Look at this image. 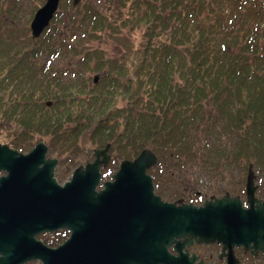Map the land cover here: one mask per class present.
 Here are the masks:
<instances>
[{"label": "trees", "instance_id": "obj_1", "mask_svg": "<svg viewBox=\"0 0 264 264\" xmlns=\"http://www.w3.org/2000/svg\"><path fill=\"white\" fill-rule=\"evenodd\" d=\"M92 1L60 0L35 44L0 47V125L24 133L10 146L39 136L52 153L76 154L90 140L122 157L148 148L192 163L216 128L233 133L235 147L214 145L207 161L264 162V0ZM79 32L81 44L118 37L114 57L88 46L80 58L102 70V83L87 89L76 70L37 72L28 62L75 50Z\"/></svg>", "mask_w": 264, "mask_h": 264}, {"label": "water", "instance_id": "obj_2", "mask_svg": "<svg viewBox=\"0 0 264 264\" xmlns=\"http://www.w3.org/2000/svg\"><path fill=\"white\" fill-rule=\"evenodd\" d=\"M58 1L45 0L35 11L33 38L48 25ZM106 150H96L94 161L77 167L60 185L52 177L56 159H44L43 142L27 154L0 143V169L7 172L0 176V264L32 259L41 264H192L181 245L174 246L177 255L167 251L174 237H206L214 219L246 222L245 214H210L209 202L202 207L162 202L145 172L155 162L147 149L133 160H122L113 180L96 190ZM99 155L104 157L99 160ZM256 221L262 228L264 218ZM56 227L70 229L57 247L35 238L37 232Z\"/></svg>", "mask_w": 264, "mask_h": 264}, {"label": "flooded vegetation", "instance_id": "obj_3", "mask_svg": "<svg viewBox=\"0 0 264 264\" xmlns=\"http://www.w3.org/2000/svg\"><path fill=\"white\" fill-rule=\"evenodd\" d=\"M108 155L105 168L115 163V155ZM93 158L94 156L90 159ZM116 161L118 166L120 159ZM174 164L178 167L181 163ZM70 166L62 167L57 158L54 175L58 182L66 181L61 178V173L67 172ZM169 166L170 164L164 163L161 175L157 173L153 177V192L161 201L174 206L190 203L195 207H202L209 202L210 214H245L246 222L241 220L222 223L214 219L210 235L174 237L166 245L167 251L177 255L178 251L174 246L181 245V251L193 258L192 264H264V224L261 228L256 221V218H264V162H219L204 165L203 176L209 182L202 185L197 181L188 187L182 181L180 183V180L173 184L171 177L174 169ZM4 173L5 171H0V175ZM150 173L153 175L155 170L151 168ZM69 234L68 227H56L37 232L35 238L47 247L55 248ZM34 262L37 260L23 264Z\"/></svg>", "mask_w": 264, "mask_h": 264}, {"label": "rangeland", "instance_id": "obj_4", "mask_svg": "<svg viewBox=\"0 0 264 264\" xmlns=\"http://www.w3.org/2000/svg\"><path fill=\"white\" fill-rule=\"evenodd\" d=\"M78 2L79 3L77 4L80 5L79 7H82L81 4L84 3V0H80ZM37 4H39L38 0H0V20L5 22L4 24L0 21V47L7 46V45H11L14 47L30 46L32 44V41H34V44H35L37 38L36 39L32 38L31 30L29 28H30V20L32 18L33 11L37 8L34 6ZM16 5L19 6L18 10H14L9 13L13 17L6 15L10 7H15ZM101 6L102 5H99V7ZM32 8H33V11H32ZM62 15H64V13H62ZM49 28H51V26ZM60 32L61 34H64V31L60 30ZM53 33H55V31ZM42 34H40V37ZM78 37L82 38L83 34L79 32L76 36V40L73 42L78 41ZM117 38L118 37L114 39L109 38L110 40L90 38L89 40L85 41L83 44H81L83 41H80V42L78 41L75 50L72 49L71 46H67L66 50L63 51L62 53H61V50H59L61 54L56 51L54 52L50 51L46 55V57H44V55L43 56L38 55L34 57L35 54H33L31 55L28 62L31 64L33 61V64L34 63L36 64L37 72H40L42 64H45V67H46V68H42V70L45 71L48 69V72H50V70L56 71V72H60L64 70H68V71L76 70L77 71L76 75L73 76L72 79L75 80L78 78V81L82 79L84 82H82L81 85L82 86L86 85L87 89H90L92 88L93 85L96 84V83L95 84L93 83V77L95 75H96L95 77L98 79L99 84L102 83V78H101L102 70L91 71V70H88V68H86V65H83L84 63H82L83 61L80 58L84 54V50H86V47L88 46H90V48H93V49L99 47V48H102L100 49L101 52L97 54L94 51L95 56H101L104 53H106L107 56L114 57L116 54L117 45H118V40H116ZM129 40L132 41V38H129ZM263 45H264V42H263ZM92 63L93 62H90V65ZM80 97L84 98V96H80ZM12 127L14 129L13 132L12 130L8 131L5 125H0V138H3L5 136L4 140L1 139L0 142L12 143V142H15L14 140H17V139L20 140L24 138V133H18L16 131H19V130L16 129L14 125H12ZM218 135H221V136L218 137ZM210 137L211 139L209 141V147H205L204 149H202V151H200L198 155L195 156L193 160L194 162L192 163H191L192 158L190 156L187 157L190 160L184 161L186 162L184 163V162L179 161V159H177L176 157L174 158V154L170 155V153L168 154L167 152H165V150L163 152L162 151L155 152L156 155L159 154L158 158H162V159H158L160 165H162L163 163H167V164H170L169 168L174 169L173 177H171L174 185L179 180H180V183L182 181V183L186 187L193 185L197 181L198 183H201L202 185H206L209 182V180L207 178L204 179V177L206 176H203V173H204L203 169H204V165H207L206 159L209 156V152H212V147L217 144L221 148H223V150L224 148H226L225 150H231L235 147L236 137L232 135L231 133H226L222 135V133L219 131L218 133L215 134V136L212 135ZM84 138L86 141L88 136H84ZM41 140L46 142L47 139L43 138ZM41 140L39 136L38 137L35 136L34 138L30 140V142H27V146L23 149V151L30 150L36 142H39ZM86 143L88 144L84 146L82 145L83 146L82 148L77 147L76 151H78L79 153L75 154L74 153L75 151L72 152L71 150H68L69 153L65 152V153L58 154L60 157H64L63 162L59 158L62 167L65 168V165H70L72 162L74 163L73 164L74 166H77V164L78 165L85 164L87 160L91 161L90 158L93 157L91 152H93L94 151L93 149L97 148L98 146L93 145V143L90 140H87ZM109 150L110 152L108 153L114 154L115 157L116 156L122 157L118 155L112 147ZM48 155H50L49 146H48ZM211 155L212 153H210V156ZM77 156H79V159H74ZM66 158H67V161L65 160ZM174 162L181 163V164L180 166L177 167L175 166ZM182 164H183V167L181 166ZM110 165H113V163ZM70 167L71 168L67 172L61 173L62 179L67 180L70 177L69 172L72 171L73 166H70ZM177 169H179L180 171H178ZM63 175H67V176H63ZM35 260H37V262L31 263V264H41V261H39L38 259H35Z\"/></svg>", "mask_w": 264, "mask_h": 264}, {"label": "bare ground", "instance_id": "obj_5", "mask_svg": "<svg viewBox=\"0 0 264 264\" xmlns=\"http://www.w3.org/2000/svg\"><path fill=\"white\" fill-rule=\"evenodd\" d=\"M37 156H38V158H39V153L37 154ZM100 156H102V157H104L103 155H100ZM40 159V158H39ZM99 160H101V159H99ZM42 163V162H41ZM7 173V172H6ZM6 173L4 174V175H6ZM97 184H100V181H98V183ZM96 186H98V185H96ZM99 189H101V188H99Z\"/></svg>", "mask_w": 264, "mask_h": 264}]
</instances>
